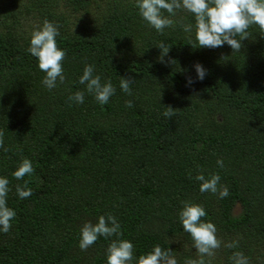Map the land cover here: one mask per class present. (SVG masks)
<instances>
[{"label": "trees", "instance_id": "obj_1", "mask_svg": "<svg viewBox=\"0 0 264 264\" xmlns=\"http://www.w3.org/2000/svg\"><path fill=\"white\" fill-rule=\"evenodd\" d=\"M38 3L53 7L29 19L34 3L22 4L23 11L20 0L0 3V130L9 149H0V177L10 181L7 205L17 213L11 230L0 232V264H107L106 249L117 237H100L87 251L78 245L82 225L108 213L137 258L159 244L184 264L196 258L178 219L185 201L204 206L202 220L214 223L225 243L238 242L222 246L212 264H231L236 251L264 264V32L251 27L233 53L227 44L198 48L194 16L183 10L161 34L139 15L136 0ZM44 20L60 26L57 44L67 52L66 80L51 91L27 51ZM160 42L171 47L163 63ZM197 63L207 71L202 81ZM85 64L116 88L108 104L86 91L83 104L68 100L85 90ZM120 77L134 79L133 95L120 89ZM167 106L177 110L170 120ZM25 158L35 172L16 180L12 173ZM201 171L219 174L230 194L201 193ZM25 180L33 195L20 199L16 185Z\"/></svg>", "mask_w": 264, "mask_h": 264}, {"label": "clouds", "instance_id": "obj_2", "mask_svg": "<svg viewBox=\"0 0 264 264\" xmlns=\"http://www.w3.org/2000/svg\"><path fill=\"white\" fill-rule=\"evenodd\" d=\"M135 7L142 19L161 34L166 28L176 25V21L171 17L176 16L178 11L191 13L195 19V40L198 48L216 49L227 44L233 53L240 52L243 47L242 42L250 39L249 29L251 27L257 26L261 32H264V0H136ZM59 27V25L44 20L43 25L38 26L31 33L30 46L27 49L28 53L38 60L39 69L45 73L42 84L49 91L66 80L63 62L67 57V52L60 49L57 44V37L60 36ZM180 27L185 33H191L193 30L191 23L181 22ZM156 47L161 50L159 60L163 63L171 47L164 42H160ZM227 58V56H222V60ZM168 63L176 65L177 61L170 59ZM194 67L197 80L202 81L207 75L206 69L199 63ZM133 82L134 79L131 77H120V89L129 96L133 95L131 89ZM79 83L85 86V90L70 95L68 97L70 102L83 104L86 91L94 97L98 104L106 105L116 94V88L111 80L102 82L101 76L95 74L94 65L85 64ZM193 83L195 81L188 77L187 84ZM125 106L132 108L133 101H126ZM165 108L163 115L170 120L177 110L171 106ZM4 135V131L0 130V149L7 152L9 149L4 146ZM217 165L223 168V160L218 159ZM34 172L32 162L25 158L12 175L16 180H24L25 176H32ZM189 178H192L191 175ZM195 180L200 182L201 193L218 195L221 199L230 194L228 187L220 183L219 174H212L206 178L201 171L195 176ZM28 183L25 180L23 185H16V193L20 199H27L33 195V190ZM9 184L7 177H0V232L5 234L11 230L12 221L17 215L7 205L8 194L11 191ZM206 215L207 212L202 204L183 202L178 219L183 230L190 234L193 247L196 249V258H187L184 264H212V258L222 246L238 247L237 241L225 243L219 238L216 225L202 220ZM114 236L117 239L111 240L106 249L107 264H133V262L135 264H179L174 252L169 247L162 248L159 244L154 245L151 252L137 258L133 243L119 238L123 236L121 225L117 217L111 213L101 215L95 224L85 222L80 228L78 246L81 251H87L100 237L109 239ZM230 260L231 264H250L249 258L239 251L233 252Z\"/></svg>", "mask_w": 264, "mask_h": 264}, {"label": "rangeland", "instance_id": "obj_3", "mask_svg": "<svg viewBox=\"0 0 264 264\" xmlns=\"http://www.w3.org/2000/svg\"><path fill=\"white\" fill-rule=\"evenodd\" d=\"M7 2V0H0V3L1 4H5ZM21 4L18 5V8L19 10L23 11V8H22V4H28V5H31L32 3H34L32 6H30L32 8V13H30V16H26L28 19L29 17H33L32 15L36 16V15H42V12L46 9V8H50L53 7V5H51V3H47L44 6V9H41V8H38L39 6V3H38V0H20ZM38 8V9H37ZM59 10H61V7H60V1H59V4H58V7H57ZM32 21H29V23H31Z\"/></svg>", "mask_w": 264, "mask_h": 264}]
</instances>
